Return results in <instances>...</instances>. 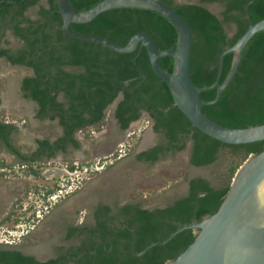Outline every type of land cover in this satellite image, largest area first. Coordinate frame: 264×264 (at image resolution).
<instances>
[{
  "label": "trees",
  "instance_id": "16d2710c",
  "mask_svg": "<svg viewBox=\"0 0 264 264\" xmlns=\"http://www.w3.org/2000/svg\"><path fill=\"white\" fill-rule=\"evenodd\" d=\"M69 1L76 10L84 11L100 0ZM162 1L178 12L190 28L189 70L198 88L214 83L221 51L236 42L250 21L264 18V0ZM214 1L223 4L222 19L203 4ZM43 2L28 0L22 6L6 1L0 3V40L7 29L19 40L16 48H0V57L33 69V75L21 80V95L37 104L36 118L52 120L57 117L63 132L53 141L48 137L35 139L36 148L23 152L13 141V135L18 131L17 123L21 121L10 118L4 108H0V146L18 159L19 166L15 169L13 164L1 160L0 180L44 179L41 169L49 164L51 157L58 151H65L68 144L80 148L75 135L89 140L92 134L104 129L107 123L104 109L118 92H122V98L117 103L115 116L122 129L138 118L140 110H145L154 119L153 130L161 132L166 139L165 145L158 144L138 154L140 159L153 163L158 151H181L189 140L192 142L189 161L193 165H208L226 149L244 161L249 154L264 148V140L231 145L202 133L176 107L166 84L152 71L144 47L138 46L130 53H118L92 41L75 39L62 29L56 0ZM31 8H35L34 17L26 14ZM230 24H234V28ZM71 28L122 45L133 34L145 31L151 34L160 50L174 48L177 40L174 27L165 17L153 10L136 7L108 9L88 22L72 23ZM4 43L9 41L5 39ZM232 57V52L224 55L220 83L230 70ZM158 64L171 72L173 57H160ZM131 78L133 80L125 83ZM3 90L4 83L0 80V93ZM60 94L62 100L58 98ZM215 96L216 88L200 93L204 101ZM201 110L208 118L226 127L243 128L264 123V29L255 32L245 44L236 71L219 99ZM137 139L135 132L128 135L125 145L128 152L132 150L131 143ZM117 155L118 150L110 158L115 160ZM83 164L68 162L66 167L72 172L81 170ZM188 183L185 195L163 207L146 208L136 202H125L112 209L100 203L94 211V225L77 222L69 227L64 240L73 242L60 247L55 257L40 260L17 248L0 247V264H166L193 240L194 229H185L140 256L132 253L130 241L139 252L152 242L164 240L178 227L200 221L217 209L229 187H216L200 177L191 178ZM165 186L157 187L150 194L160 193ZM57 187L56 182L35 187L34 192L36 197L44 199ZM26 205V209L33 210V201ZM23 207L21 200L16 201L0 224H18L25 220L26 212L18 215Z\"/></svg>",
  "mask_w": 264,
  "mask_h": 264
},
{
  "label": "rangeland",
  "instance_id": "374dc122",
  "mask_svg": "<svg viewBox=\"0 0 264 264\" xmlns=\"http://www.w3.org/2000/svg\"><path fill=\"white\" fill-rule=\"evenodd\" d=\"M41 3H44L43 0ZM206 6L219 16L220 8L216 4ZM34 13L35 8L26 12L31 17H34ZM11 43L16 45L12 39ZM24 73L19 68L8 66H3L0 70V78L4 83L0 108H4L10 118L21 121L17 123L18 131L13 135V141L23 152H29L35 148L36 138L53 139L59 134L60 129L54 121L35 118V103L24 99L19 92V79ZM106 116L107 123L104 129L92 134L89 140L76 135L80 143L79 149L68 148L67 153H57L48 160L49 164L41 169L44 179L18 177L0 180V220L12 210V205L18 200L24 204L18 215L24 211L25 220L31 217L37 202L41 199L36 197L35 187L50 186L56 182L73 184V192L58 198L46 211H41L39 218H36L34 212L33 217L27 222L22 220L18 224H0L3 229H13L17 231L16 233L21 229L28 230L24 238H15L12 244L0 243V247L17 248L45 260L53 255L50 245H68L73 242L63 238L65 223L89 221L91 207L97 201L112 205L139 201L146 208L162 207L185 193L186 181L193 174L205 177L216 187L227 186L231 182L233 170L243 162L226 149L214 163L196 168L188 162L189 145H186L184 150L152 165L138 162L134 159V154L141 149L142 141L154 142L157 139V135L151 129V122L147 117L141 116L136 122L131 123L128 129L120 131L112 119L110 107L106 110ZM22 120H25V124H22ZM132 132L138 135V139L131 143L132 150L128 152L125 145L128 135ZM116 150L121 156L119 155L120 158L115 161L110 155ZM1 160L6 164H13L15 169L19 167L18 159L7 153L3 146H0V162ZM108 160H112L111 165L108 164ZM68 162L85 163L81 170L84 167L88 170L71 173L66 167ZM163 185L166 186L160 193L150 194ZM29 187L31 189L28 191ZM32 201L33 210L26 209L28 207L26 204Z\"/></svg>",
  "mask_w": 264,
  "mask_h": 264
},
{
  "label": "water",
  "instance_id": "95a60500",
  "mask_svg": "<svg viewBox=\"0 0 264 264\" xmlns=\"http://www.w3.org/2000/svg\"><path fill=\"white\" fill-rule=\"evenodd\" d=\"M3 1L22 6L28 0H0V3ZM56 4L62 20V29L75 39L92 41L118 53H130L138 46L144 47L152 71L166 84L176 107L191 125L202 133L231 145L264 140V123L243 128L226 127L208 118L201 110L203 106L213 104L219 99L236 71L245 44L255 32L264 29V18L257 22L250 21L236 42L221 51L214 83L198 88L193 83L189 70L190 28L185 19L162 0H100L95 6L84 11L76 10L69 0H56ZM117 7L150 9L161 14L176 31V46L160 50L151 34L145 31L133 34L122 45L105 37L80 33L71 28L72 23L88 22L99 13ZM228 52L233 53L231 67L220 83L223 58ZM167 55L173 57L171 72L158 64V59ZM140 76L139 72L138 77ZM131 80L133 78L125 83ZM211 88H216L215 98L202 100L200 93ZM185 229H194L193 240L166 264H264V148L255 154H249L237 168L226 194L212 214L198 222L178 227L164 240L152 242L139 252L134 250V244L130 241L131 251L140 256L150 247L166 243Z\"/></svg>",
  "mask_w": 264,
  "mask_h": 264
},
{
  "label": "flooded vegetation",
  "instance_id": "af4514ba",
  "mask_svg": "<svg viewBox=\"0 0 264 264\" xmlns=\"http://www.w3.org/2000/svg\"><path fill=\"white\" fill-rule=\"evenodd\" d=\"M176 2H178V3H180V2H182V1H179V0H175ZM198 1V0H197ZM205 6L206 5H208V4H216L219 8H220V11H219V18L220 19H222V14H221V11L223 10V4L221 3V2H218V1H214V2H207V3H203ZM207 7V6H206ZM230 27L231 28H234V24H230ZM5 39H7L8 41H9V43L8 44H5L4 43V40ZM11 39L12 40H14L15 42H16V45H13L12 43H11ZM1 42H0V48H16L18 45H19V40L12 34V32H11V30H9V29H7V30H5L4 31V34H3V36L1 37V40H0ZM142 47H140V49H141ZM3 66H8V67H11V68H13V67H15V68H19V69H21V70H23L25 73H24V75H22L21 77H20V79H19V84H18V87H19V92L21 93V90H20V85H21V80H22V78H24V77H26V76H31V75H33V69L32 68H30V67H27V66H25V65H23V64H18V63H12V62H10L8 59H6L5 57H0V70L3 68ZM0 80H1V78H0ZM22 96V95H21ZM0 98H1V93H0ZM24 98V97H23ZM60 100H62V95L60 94L59 95V97H58ZM122 98V92H118L117 94H116V96L114 97V99L110 102V104H108L107 106H106V108L104 109V113L106 114V110L110 107L111 108V116H112V119H113V121H114V123H115V125L118 127V129L120 130V131H125L126 129H128V127L130 126V124L131 123H133V122H136L138 119H140V117L141 116H145V117H147V119L151 122V129H152V131L157 135V139L154 141V142H148V143H146V144H143V145H141L140 147H141V149L139 150V151H137V152H135V154H134V159L136 160V161H138V162H142V163H145V164H149V165H152V164H154V163H156V162H158V161H160V160H163V159H165V158H167V157H170L171 155H174V154H176L177 152H180V151H176V152H174V153H172V150L171 149H166L165 150V152L163 153V152H161V151H158L157 152V159L155 160V162H153V163H151V162H149V161H147V160H144V159H140L139 157H138V154H140L141 152H145V151H148L149 149H151V148H153L154 146H156V145H158V144H166V139H165V137L163 136V134L161 133V132H155L154 130H153V125H154V119L148 114V112L147 111H145V110H140V115L138 116V118L136 119V120H134V121H131L130 123H129V125L127 126V128H125V129H122L121 127H120V124L118 123V120L116 119V116H115V110H116V107H117V103L119 102V100ZM24 99H26V98H24ZM28 100H30V99H28ZM30 101H33V100H30ZM34 102V101H33ZM115 102V103H114ZM1 103V102H0ZM35 103V102H34ZM36 108H37V104L35 103V110H34V112H36ZM34 116H35V113H34ZM36 118V117H35ZM38 119V118H37ZM49 120V121H54L56 124H57V126L59 127V129H60V132H59V134L57 135V136H60V135H62V132H63V128H62V126H61V124H60V122H59V119L56 117V118H54V119H52V120H50L49 118H44V119H38V120ZM57 136L55 137V138H53V139H50V141H53V140H55L56 138H57ZM75 137H76V135H75ZM77 138V137H76ZM36 139H41V138H36ZM34 143H35V148H36V146H37V144H36V142L34 141ZM186 145H189V151H188V162H189V164L191 165V166H193V167H196V168H200V167H204V166H207V165H193V164H191L190 163V161H189V156H190V152H191V145H192V142H191V140H189L188 142H187V144ZM4 148V147H3ZM68 148H73V146H71V144H68L67 146H66V150L65 151H58L57 153H62V154H65V153H67V150H68ZM185 148H186V146H185ZM184 148V149H185ZM5 150H6V148H4ZM73 149H76V148H73ZM183 149V150H184ZM182 151V150H181ZM6 152L7 153H9V154H11L10 152H8L7 150H6ZM56 153V154H57ZM55 154V155H56ZM11 155H13V154H11ZM54 155V156H55ZM120 154L118 153V155H117V157L115 158V161L118 159V158H120V156H119ZM14 156V155H13ZM53 156V157H54ZM109 157V156H108ZM52 158V157H51ZM112 160H114V159H112ZM112 160H108V164L109 165H111V162H112ZM215 162V161H214ZM214 162H212V163H214ZM105 163H107V162H105ZM212 163H210V164H212ZM210 164H208V165H210ZM196 177H200V178H204V179H206L205 177H203V176H201V175H198V174H193L191 177H189L188 179H187V181H186V188H185V193L183 194V195H185L186 193H187V191H188V186H189V180L191 179V178H196ZM207 181H209L208 179H206ZM182 196V195H181ZM177 198V197H176ZM175 199V198H174ZM134 202H136V203H139L141 206H142V204L139 202V201H134ZM100 203H104V204H107V205H109L112 209H115L117 206H120L121 204H109V203H106V202H103V201H97L92 207H91V210H90V215H91V218H90V220L89 221H86V222H84V223H82V224H84V225H87V226H93L94 225V223H95V219H94V211H95V209L99 206V204ZM168 204V203H167ZM143 207V206H142ZM80 223V222H79ZM74 225V223H70V222H67V223H65V225L63 226V238H64V236H65V234H66V231H67V229L69 228V227H71V226H73ZM69 245V244H68ZM67 245H61V244H59V245H50V247H51V249H52V251H53V255L52 256H50V257H55L57 254H58V250H59V248L60 247H66ZM29 254V253H28ZM31 254V253H30ZM32 255H34V254H32ZM35 256V255H34ZM36 257V256H35ZM50 257H48V258H50ZM37 258V257H36Z\"/></svg>",
  "mask_w": 264,
  "mask_h": 264
},
{
  "label": "built area",
  "instance_id": "2783aa9c",
  "mask_svg": "<svg viewBox=\"0 0 264 264\" xmlns=\"http://www.w3.org/2000/svg\"><path fill=\"white\" fill-rule=\"evenodd\" d=\"M95 168H98L97 166H95ZM84 170V171H83ZM88 168L87 167H84V169L82 170H79V169H75L74 173H79V171H83V172H87ZM70 172V171H69ZM71 172V173H72ZM57 189L51 193L50 195H48L45 200L43 199H40L36 206H35V216L36 218H39L41 216V211H46L48 209V207L55 203L57 201L58 198H61L71 192H73V184L70 183V184H67V183H58L57 184ZM43 208V209H42ZM32 230V229H31ZM17 231L16 230H9V229H3L2 227H0V243H5V244H12L14 241L15 238H21V237H25L26 234H28V230L26 229L25 231H23L22 229L16 233ZM10 237H12L10 239ZM8 238V239H7Z\"/></svg>",
  "mask_w": 264,
  "mask_h": 264
},
{
  "label": "bare ground",
  "instance_id": "6f19581e",
  "mask_svg": "<svg viewBox=\"0 0 264 264\" xmlns=\"http://www.w3.org/2000/svg\"><path fill=\"white\" fill-rule=\"evenodd\" d=\"M150 140H144L142 141L141 145L148 143Z\"/></svg>",
  "mask_w": 264,
  "mask_h": 264
}]
</instances>
